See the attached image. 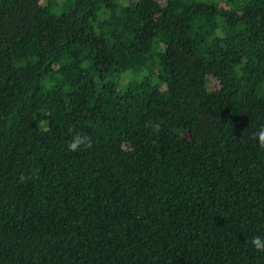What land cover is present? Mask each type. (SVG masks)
Here are the masks:
<instances>
[{
  "label": "trees",
  "instance_id": "trees-1",
  "mask_svg": "<svg viewBox=\"0 0 264 264\" xmlns=\"http://www.w3.org/2000/svg\"><path fill=\"white\" fill-rule=\"evenodd\" d=\"M262 125L264 0H0V264H264Z\"/></svg>",
  "mask_w": 264,
  "mask_h": 264
},
{
  "label": "clouds",
  "instance_id": "clouds-1",
  "mask_svg": "<svg viewBox=\"0 0 264 264\" xmlns=\"http://www.w3.org/2000/svg\"><path fill=\"white\" fill-rule=\"evenodd\" d=\"M253 139L257 141L260 147H264V125H262L257 132L253 133ZM81 146L91 149L93 146L91 137L76 134L68 144L70 151H77ZM23 179L24 177L22 176L21 180ZM252 244L257 250L264 251V240H262L260 236H254L252 238Z\"/></svg>",
  "mask_w": 264,
  "mask_h": 264
}]
</instances>
